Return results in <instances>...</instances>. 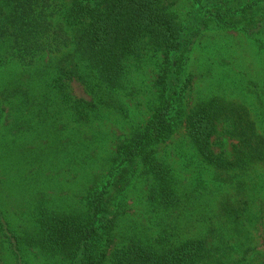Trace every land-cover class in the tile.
<instances>
[{"label":"trees","instance_id":"16d2710c","mask_svg":"<svg viewBox=\"0 0 264 264\" xmlns=\"http://www.w3.org/2000/svg\"><path fill=\"white\" fill-rule=\"evenodd\" d=\"M174 1L0 0V126L6 127L0 133V166L11 168L22 155L28 163L45 156L53 165L61 152L50 147L39 153V145L25 138L59 113L69 112L91 130L64 158L79 161L85 173L83 188L73 194L78 199L66 196L71 204L54 203L45 194L48 186H31L28 197L35 193L44 199L28 210L30 229L19 231L0 196V264L6 251L26 264L23 256L31 250L49 264H264L263 254L248 259L241 244L230 242L241 233L248 209L243 194L248 173L264 165V101L256 109L226 94L196 101L187 96L191 52L205 31L240 29L264 50V0L217 14L208 8L215 0H195L189 21L171 9ZM151 51L161 54L162 62L156 78L140 81L151 89L138 119L137 106L133 109L128 100L139 97L138 75ZM74 80L85 86L90 100L73 94ZM112 121L121 130L114 146L107 155L94 153L93 145L112 132L103 138L94 124ZM182 128L187 144L174 141ZM224 136L235 140L232 152L223 147ZM174 156L189 157V162L178 169ZM192 167L193 174H182ZM207 171L211 179L202 174ZM209 183L221 195L218 205L226 219L210 227L218 235L181 237L164 226V219L156 236L136 228L118 231L128 215L132 187L142 184L148 206L169 213L207 195ZM231 188L239 191L234 197ZM118 238L122 241L116 244Z\"/></svg>","mask_w":264,"mask_h":264},{"label":"rangeland","instance_id":"374dc122","mask_svg":"<svg viewBox=\"0 0 264 264\" xmlns=\"http://www.w3.org/2000/svg\"><path fill=\"white\" fill-rule=\"evenodd\" d=\"M175 1L171 2V9L174 11L176 9L175 12H178L182 19L189 21L192 17V9H196L197 2L195 0ZM251 1L253 0H215L216 4L208 8L217 14L218 11L224 9H240ZM149 53L144 61L145 69L138 75L139 97L136 100H128L130 107L132 106L134 109V106H137L135 112L137 115L139 114L138 119L144 115L145 106L142 100L151 89L140 81L143 77L149 79L146 80V83L156 78L157 66L162 62L161 54L157 53L154 56L151 54L152 51ZM191 57L193 59L190 61L188 72L193 75V80L187 90V92L190 90L187 96L191 101H196L199 97L226 94L229 99L243 102L250 108L258 109L262 107L264 101V50L257 48L243 30L215 27L205 31L192 49ZM26 76L22 79L26 80ZM71 90L76 97L86 100L91 99V95L87 92L85 86L78 81L71 82ZM138 101H140L139 105L137 104ZM56 116V119L46 124H39L40 129H37L33 136L25 138L26 143L29 142L33 146L39 145L37 149L39 153L47 151V148L50 147L53 152L54 150L61 152L56 155L57 159L54 160L53 165L47 163L46 159L50 158H45V156L38 158L40 162L36 160L28 163L23 159L24 155L22 157L19 155L20 157L16 156L14 158L16 162L11 163L14 164L11 168L0 166V179L3 180L0 183L2 203L8 220L19 231L30 229L31 223L27 215L28 210L32 205L44 199L41 194L36 195L35 193L33 197H28L27 191H30L31 186L40 189L46 185L48 190L45 194L50 195L48 199L55 200L54 203H61L64 199V201L71 204L69 200H66V196L78 199L79 195L73 197V194L79 193L80 188H83L85 183L83 179L85 173L78 166L81 163L78 161V164H73L67 160L65 161L64 158L72 156L76 140L78 138L85 140L91 130L87 128V125L76 122L69 112L68 114L66 112L65 114L59 113ZM94 125L96 129L103 131L101 133L103 138L105 137L104 133L110 132L109 130L112 131L109 133L108 140L101 138L99 142L93 145L94 153L99 152L101 156L107 155L115 144L116 137L114 135L119 134L121 130L119 126L113 124V121L102 124L96 122ZM1 130L6 131V127L0 126V133ZM187 139L183 128L179 129L174 135V141L178 143L185 142L184 144H187ZM234 142V139H228L227 136H224L223 147L232 152ZM221 144L223 142L216 145L217 151L221 150ZM64 145H67V147H64ZM56 147H59V149H54ZM22 153L24 154V148ZM172 162L180 169L183 164L189 162V157L182 159L174 156ZM46 164L51 166H46ZM199 165L196 164L195 167L200 170ZM200 167L204 168L202 165ZM58 169L62 170L59 174L57 173ZM193 169L192 167L187 170L184 169L186 171H181H183V175L188 177L193 174ZM42 173L47 174V176L53 175V179L44 180L46 176L42 177ZM202 174L207 175V179L212 178L210 171ZM248 174L249 177L243 187L245 201L248 200V209L243 212L244 220L241 233L235 234L236 237L230 239V242L241 244L243 252L249 259L259 254L264 255V165L251 168ZM141 186L143 185L138 184L128 191V215L120 221L119 232H131L132 228H136L137 231L154 235L160 230L159 221L164 219L166 221L164 226L168 225L166 227L169 231L171 230V233L179 234L181 237L207 234L210 237V234L218 235V231H211L210 227H217L219 223L226 220L221 215L220 206L218 205L221 195L217 194L216 187L212 183L208 184L207 195L202 194L195 202L184 201L179 208L169 213L153 211L152 207L148 206V202L143 199L145 193ZM27 187L30 188L27 189ZM229 192L234 197L239 191L231 188ZM175 225L179 226L176 230L173 228L177 227ZM121 241L122 239L118 238L116 244ZM235 255L238 256V254ZM23 257L26 264H49L42 255L34 250L28 251V254ZM3 258V264H23V262H18L19 260L15 258L13 253L7 251Z\"/></svg>","mask_w":264,"mask_h":264}]
</instances>
